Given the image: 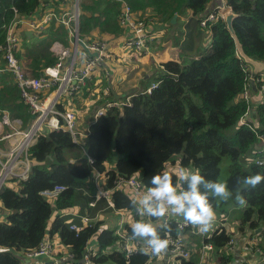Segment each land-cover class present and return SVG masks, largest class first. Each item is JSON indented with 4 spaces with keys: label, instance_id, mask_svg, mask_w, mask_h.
Segmentation results:
<instances>
[{
    "label": "trees",
    "instance_id": "16d2710c",
    "mask_svg": "<svg viewBox=\"0 0 264 264\" xmlns=\"http://www.w3.org/2000/svg\"><path fill=\"white\" fill-rule=\"evenodd\" d=\"M122 1L134 13L148 6L157 16L169 14V18L174 13L184 14L181 9L185 6L192 15L189 21L198 26L197 32L209 34V51L197 52L185 64L172 60L161 63V72L153 79L157 87L150 93L131 95L128 105L107 110L92 121L82 147L73 143L69 133L63 130L50 129L35 139L28 149L30 169L27 178L8 180L0 189V204L5 211V218L0 222V264H23L25 254L37 249L46 235L61 247L58 255L56 251L58 259L64 258L61 254L66 250L73 256L72 262H79L88 244L92 243L88 253L91 264H158L150 254L137 252L125 257L115 230L104 228L101 219L75 233L69 225L79 223L77 218L60 216L62 212H75L76 206L81 210L78 214L89 216L106 208L104 200L89 206L94 199L92 177L96 173L102 175L103 188H113L120 177L135 176L144 189L153 173L174 172L167 167L177 163L178 167L199 169L206 179H225L234 191L236 177L264 174V166L252 162L244 167L242 163L248 153L254 158L253 150L259 143L257 134H264V98L251 109L256 126L249 128L239 124L247 109L241 94L250 72L239 58L234 39L223 20L208 29H200V19L209 11L208 4L212 0ZM122 1L80 0V38L101 39L106 33L118 36L124 30L118 19ZM224 4L236 15L232 28L244 54L254 61L264 62V0H224ZM71 5V0H0V55L6 27L14 19L13 9L19 17L33 18L38 9L46 8L60 17L70 11ZM51 19L47 42L36 56H32L35 60H30L27 55L28 60L21 63L24 59L16 53L24 71L32 75H38L44 66L54 64L55 57L48 51L52 41L68 45L66 26L54 17ZM192 31L186 36L188 40ZM3 67L0 56V68ZM2 74L0 109L8 107L6 110L20 118L24 126L31 117L29 110L19 97L12 75L6 71ZM83 91L88 93L89 88ZM113 97L110 95L109 99L113 100ZM113 151L117 154L115 161ZM54 185L66 187L55 200L49 202L39 195L41 190ZM243 195L246 206H239L234 199L227 203L213 201L217 218L230 223L242 236L247 231L254 234L253 231L261 228L255 234L264 255V182L255 189L244 191ZM131 198L118 190L111 196L115 209L135 220L138 217L130 207ZM170 223L172 235H175L176 224L173 220ZM123 229L130 235L128 223L123 224ZM187 232L195 236V248L190 249L189 258H176L179 264H197L202 243L212 245L209 256L213 264L240 261V257L235 258L234 253L225 249L230 235L227 227L218 225L203 237L191 229ZM239 250L238 247L235 252Z\"/></svg>",
    "mask_w": 264,
    "mask_h": 264
},
{
    "label": "built area",
    "instance_id": "2783aa9c",
    "mask_svg": "<svg viewBox=\"0 0 264 264\" xmlns=\"http://www.w3.org/2000/svg\"><path fill=\"white\" fill-rule=\"evenodd\" d=\"M14 19L8 24L5 31V44L1 48L4 67L0 68V73L9 72L18 89L20 99L28 108L32 121L27 129L20 130V120L11 118L6 110L0 109V142L6 141V148L0 147V189L4 183L11 179L25 180L27 178L30 162L28 159V149L34 143L35 139L46 132L47 130H63L69 133L73 143L83 146L84 139L87 136V131L79 132L77 129V115L81 114L82 110L74 109H58L57 104L59 98L64 94L73 96L78 93L86 85L87 81L96 74L99 67L105 60L112 58L110 46L105 39H90L84 40L80 38L78 33V18L79 10L76 4L73 5L71 12L63 14L59 17V21L66 26L68 31L69 45H63L59 41H54L51 44L50 50L55 57V62L51 66L42 69L38 75H31L24 71L19 63L16 53L19 47V27L25 25L31 29H37L39 25L33 20L27 21L26 17H19L16 10L13 9ZM73 12V13H72ZM230 12V8L224 4V0L214 6L209 12L200 19L199 26L203 29H208L210 25L218 20H224ZM72 14V16H71ZM54 17V14L47 13L42 22L45 23L48 18ZM119 25L127 30L130 34L125 45L134 52L147 54L150 52L149 42L152 40L150 26L143 20L136 18L130 6L126 2H122V8L119 14ZM76 38H80L85 45L86 50H83L76 42ZM90 53L96 54L90 56ZM250 72L248 83L242 91L241 97L247 103V109L244 115L240 118L239 124L253 128L256 126L255 119L251 116V87L257 86L255 91L256 100L261 102L264 98V71L254 73L251 69H246ZM157 87L156 81H151L145 86L141 93H150L151 90ZM104 95H108L107 89L103 91ZM130 98V97H129ZM129 98L125 100H111L105 102L92 115V121L103 115L107 110L119 108L122 105L129 104ZM254 98V97H253ZM90 105L89 101L83 103V108L87 109ZM84 111V110H83ZM259 143L254 148L255 164L264 166V134H257ZM101 174H94L92 183L95 188L94 199L89 203L93 207L95 204L104 200L106 208L115 212L119 217L117 226L114 228L115 235L119 240V247L125 257L139 252L135 242L129 239V234L123 229L125 222V213L117 210L114 207L111 199L112 192L115 190L125 191L129 189L135 193L136 186L142 185L135 176L130 178L120 177L114 182L113 188H103L101 184ZM63 185H54L52 188L44 189L39 192V195L51 202L65 190ZM72 215L77 218L79 223L71 222L69 229L75 233L80 232L84 227L90 226L100 219L101 211L94 216L87 214L77 216L74 211L62 212L60 216ZM177 233L172 235L171 244L168 252L178 264L176 258L187 259L190 256V249L184 239V231L188 226H182L180 220L175 222ZM218 225L225 226L230 232L229 239L225 249L227 252L233 253L238 247L241 250V260L238 264H251L248 257L251 255L263 256L261 248L258 246L259 237L247 231L242 237L239 232L227 221L216 219L213 229ZM237 228V226H236ZM212 229V230H213ZM193 231V230H192ZM194 232V231H193ZM200 237L205 236L194 232ZM92 243L86 247L85 254L79 262H72L71 253H66L64 258H56L55 242L47 235L43 238L37 249L27 252L25 257L29 259L30 264H91L89 260V252L92 248ZM240 245V246H239ZM212 250L210 243H202L199 249V259L197 264H213L209 256Z\"/></svg>",
    "mask_w": 264,
    "mask_h": 264
},
{
    "label": "crops",
    "instance_id": "0c3cea01",
    "mask_svg": "<svg viewBox=\"0 0 264 264\" xmlns=\"http://www.w3.org/2000/svg\"><path fill=\"white\" fill-rule=\"evenodd\" d=\"M76 0H71L72 5L71 9L73 8V5L75 4ZM84 1V0H83ZM89 1V0H88ZM120 2L122 0H119ZM80 0L78 1V3ZM125 2V1H122ZM220 3V0H212L208 4L209 11L216 5ZM70 9V12H71ZM151 7L146 6L143 10H140L139 12H133L134 15L139 17H144L145 19L148 18L147 21H144L147 25L150 26L151 29V37L152 40L149 42L150 46V52L147 54L143 53H137L135 52L136 56H131L128 50L133 51L132 49L126 47L125 43L130 36L129 32L127 30H122V32L115 36L111 33H106L101 39L107 40L110 50L112 52V58L105 60V62L99 67L96 74L91 77L86 85L78 91V93L74 94L73 96H67L64 95L61 96L58 100L57 107L68 110L71 108H78L81 111V114H78L76 117L79 120L85 121V131L88 130L89 124L92 122V115L96 111V109L100 108L105 102L112 100L109 99L110 95H113V100H125L126 98H129L131 95L136 94L137 92L140 93L142 89L147 86L151 81H154L153 79L155 76L153 75V69L152 67L157 66L161 69V63L172 60L177 61L180 60V55L178 51H181L182 49L187 50V53L183 55V58H193L196 56L197 52H195V46L198 43H201L202 41L204 43H210V38L208 37L209 34L207 32H200L198 33V26L190 22L192 15L189 9H186L185 6H182L181 11H184L182 13H174L173 15H176L175 22H171L173 15H170V18L168 17L167 21H164V17L157 16L156 13L153 11ZM53 13L51 10L46 9H38L35 13L33 18H30L34 21L35 24L39 25L37 29H31L25 25H22L19 27V47L17 56L23 58V61L28 60L27 55L29 56L30 60L32 58V61L35 60L34 57L38 52H40L43 48V45L45 42H47L48 36L47 32L50 28V24L52 22V17L48 18L45 23L42 22L44 16L47 13ZM54 14V13H53ZM56 17L55 19L58 20L59 17L54 14ZM143 18V19H144ZM203 30V28H200ZM193 30V31H192ZM192 31V37L188 40V33ZM198 31V32H197ZM58 41V40H54ZM52 41L50 45L48 46V51L53 56L50 47L51 44L54 42ZM184 41L187 42V46H184ZM60 42V41H59ZM202 42V43H203ZM61 43V42H60ZM188 43L190 44L188 46ZM69 45V41H68ZM45 50V47H44ZM43 55V54H41ZM2 59V54L0 55ZM192 56V57H191ZM130 57H134V61H139L140 65H147V68L145 69V73L142 74L139 78L136 77L135 72L131 74L130 77H133L132 80L129 81V78L125 85L123 84V80L125 78L124 75L127 74L126 69L122 67V62L127 61ZM148 62H151L150 66L148 67ZM25 64H29V62H26ZM36 63H34L35 65ZM51 66V65H47ZM44 66L43 68L47 67ZM250 68L253 72L263 70L264 71V62H258V61H252V63H249ZM159 69V70H160ZM28 70V69H27ZM28 72V71H26ZM161 72V70L159 71ZM32 75V73L28 72ZM2 75H0V90L3 88V82ZM127 86H132L134 89V92L128 93V89H125ZM88 87L89 91L88 93L84 94V89ZM104 89H107L109 94L104 95L103 91ZM251 101L250 108L252 109V106L256 105L258 102L256 100L255 96V89H251ZM123 95H125V99H122ZM16 96L18 97L17 91ZM20 97V96H19ZM254 97V98H253ZM89 101L90 105L87 109H81L83 108V103ZM6 106L3 107V109L6 110ZM84 110V111H83ZM7 112L11 116V118H16L21 121L20 118L16 116H12L8 110ZM32 121V117H29V119L26 121L25 125L23 126V123L21 121L22 129H27ZM7 143L6 141L0 143V147L3 148L4 144ZM101 211L100 219L102 221L103 227H109V229H114L117 226V222L119 221L120 217L113 211L109 209H98ZM107 211V212H106ZM126 215V214H125ZM5 218V213L2 208V205L0 204V222L3 221ZM173 219H180L177 217H173ZM125 222L128 223L130 226L131 223L134 222V220L130 216H125ZM184 239L187 242V246L189 249L195 248V236L191 234L190 232L184 233ZM56 246V251H58L57 255L59 254V248H61L58 244V242L53 239ZM1 251V249H0ZM68 253L66 250L62 252V257ZM235 258L242 257L241 250L235 252ZM60 255V256H61ZM156 262L158 264H178V262L172 258L170 253L168 252L167 255L163 257H154ZM241 260V259H240ZM248 260L251 264H262L264 262V255L258 256V255H251L248 257ZM235 262V260H234ZM239 263V262H237ZM235 263V264H237Z\"/></svg>",
    "mask_w": 264,
    "mask_h": 264
},
{
    "label": "clouds",
    "instance_id": "9594fccd",
    "mask_svg": "<svg viewBox=\"0 0 264 264\" xmlns=\"http://www.w3.org/2000/svg\"><path fill=\"white\" fill-rule=\"evenodd\" d=\"M253 88L258 89L252 84ZM262 182L264 174L238 176L234 191L229 188L227 180L206 179L199 169L180 166L174 172L153 173L144 189L136 186L135 195L129 201L138 217L130 225L129 239L136 243L141 254L163 257L171 244L173 227L170 222L177 221L173 217L180 218V224L188 226L187 229L204 235L213 229L217 219L213 201L227 203L234 199L239 206H246L243 192L255 189ZM253 233H258L257 229ZM23 264H30L29 259L26 258Z\"/></svg>",
    "mask_w": 264,
    "mask_h": 264
},
{
    "label": "rangeland",
    "instance_id": "374dc122",
    "mask_svg": "<svg viewBox=\"0 0 264 264\" xmlns=\"http://www.w3.org/2000/svg\"><path fill=\"white\" fill-rule=\"evenodd\" d=\"M76 1L78 2L79 0H76ZM160 6H161V8H163L161 4H160ZM161 8H159V9H161ZM78 10H79V8H78ZM69 13H70V11H69ZM71 16H72V14H71ZM163 17H164V21H167V18L169 17V14L167 16H163ZM143 18L140 17V20L145 21V18L144 19ZM30 20H31L30 18H27V21H30ZM147 20H148V18L146 19V21ZM202 42L196 44L195 52L202 53V52H208L209 51L208 44L204 43V42L202 43ZM184 46H187V42L186 41H184ZM128 52L130 53L131 56H136L134 51L128 50ZM178 52H179V55L181 57L180 60H178V62L180 64H185V63H187L190 60L189 56L187 58H183V55H185L187 53V50L182 49L181 51H178ZM150 64H151V62H148V67L150 66ZM121 65L127 71V74L124 75L125 76V78L123 80V84L124 85L127 82L128 78L131 76V74H133L135 72L136 77L139 78L142 74L145 73V69L147 68V65H145V66L144 65H140L139 61H134V57H130L127 61H123ZM152 69H153V75L154 76H156L159 73V71H160L159 70L160 68L157 67V66L152 67ZM132 78L133 77H130L129 81L132 80ZM125 89H128V91H129L128 93H130V92H134L135 91L134 89H137V88H133L132 89V86H130L128 88L126 86ZM63 96H64V94L62 95V97ZM122 99H125V95H123ZM76 123H77L78 131L79 132H85V128H84V125L86 124L85 121L83 119L82 120L77 119ZM18 128L20 130H23L22 126H21V122L19 123V127ZM4 141H2V142H4ZM7 146H8V143H5L4 144V148H6ZM253 155H254V151H253ZM112 158H113L114 161L117 159V154L115 153V151H113V153H112ZM175 159H178V158L175 157ZM254 161H255V156L253 158L252 155L250 153H248V155L243 159L242 163H243L244 167H247L250 163H252ZM177 165L178 164L176 163L174 166H172V167L168 166L167 168H169L170 170L174 171L176 168H178ZM125 192L127 194H129L131 197H133L135 195V193H133V191H131L129 189H126ZM89 194H90V192H88V195ZM75 208H76L75 213H76L77 216L85 215V214H78V211H81V210L77 206ZM4 213H5V211H4Z\"/></svg>",
    "mask_w": 264,
    "mask_h": 264
},
{
    "label": "water",
    "instance_id": "95a60500",
    "mask_svg": "<svg viewBox=\"0 0 264 264\" xmlns=\"http://www.w3.org/2000/svg\"><path fill=\"white\" fill-rule=\"evenodd\" d=\"M75 4H76V8L78 9V2L75 1ZM236 17V15L231 11L229 12L225 19H224V23L226 25V28L227 30L229 31L231 37L234 39V42H235V48H236V51H237V54L239 55V58H241L245 63L249 64V63H252V59H250L249 57H247L243 50H242V47H241V44L239 43L237 37L235 36V33H234V30L232 28V21L233 19ZM175 18H176V15H173L172 17V20L171 22H175ZM76 42L77 44L83 49V50H86L85 48V45H84V42L80 39V38H76ZM90 56H95L96 54L94 53H90L89 54ZM261 71V70H260ZM259 71H256L255 73H257ZM250 84H253L252 82H250ZM258 232L261 231V228L257 229Z\"/></svg>",
    "mask_w": 264,
    "mask_h": 264
}]
</instances>
